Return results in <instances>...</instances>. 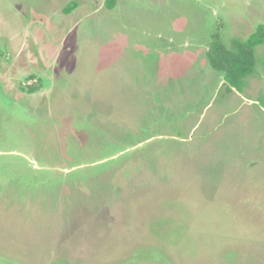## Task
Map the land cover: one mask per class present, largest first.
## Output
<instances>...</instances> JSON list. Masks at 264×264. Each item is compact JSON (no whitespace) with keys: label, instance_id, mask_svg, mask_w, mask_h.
<instances>
[{"label":"rangeland","instance_id":"rangeland-1","mask_svg":"<svg viewBox=\"0 0 264 264\" xmlns=\"http://www.w3.org/2000/svg\"><path fill=\"white\" fill-rule=\"evenodd\" d=\"M0 0V264H264V0Z\"/></svg>","mask_w":264,"mask_h":264},{"label":"trees","instance_id":"trees-1","mask_svg":"<svg viewBox=\"0 0 264 264\" xmlns=\"http://www.w3.org/2000/svg\"><path fill=\"white\" fill-rule=\"evenodd\" d=\"M114 0H109L107 6L112 8ZM264 44V24L258 26L246 41L237 42L236 52L226 48L220 40L219 33L215 35L212 50L210 52L211 65L224 72L225 81L230 88L235 87L242 91L244 78L255 71L256 58L255 47Z\"/></svg>","mask_w":264,"mask_h":264}]
</instances>
